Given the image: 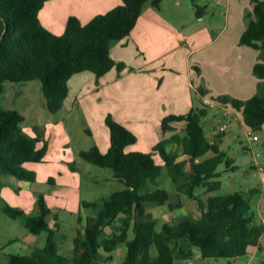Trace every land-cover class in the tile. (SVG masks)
Segmentation results:
<instances>
[{
	"label": "trees",
	"instance_id": "trees-1",
	"mask_svg": "<svg viewBox=\"0 0 264 264\" xmlns=\"http://www.w3.org/2000/svg\"><path fill=\"white\" fill-rule=\"evenodd\" d=\"M47 1L0 0V95L6 81L40 79L46 106L53 113L63 108L69 80L76 73L92 71L100 78L114 67L124 68L126 63L112 56L113 44L130 35L147 2L161 5V0H122L86 23L76 15L69 16L64 32L58 34L40 19ZM193 1L197 14H204L205 7ZM251 2L254 8L247 14L248 25L240 42L264 49V0ZM254 71L262 80L255 95L246 100L219 95L217 101L232 104L247 126L260 130L264 126V61H258ZM200 91L202 95L207 92L202 86ZM211 108L210 103L201 101L185 113L166 115L160 125V140L151 151H127L137 141V134L113 114L107 115L109 149L102 152L94 145L80 154L89 162L110 167L124 186L105 198L100 208L84 202L93 204L97 213L88 217L75 237V264H98L102 250L112 252L121 243L127 246L124 264H194L189 260L196 248L200 260H206L242 256L260 245L264 224L251 212V195L241 191L213 194L222 186L219 165L226 159L227 165L234 167V160L221 146L226 129L210 138L203 124ZM24 120L19 110L4 108L0 103V174L33 181L34 173L23 164L45 161L48 141L41 134H29L23 127ZM169 145L180 146L181 151L170 150ZM157 155L162 162L157 161ZM165 171L177 193L194 200L200 214L176 223H159L147 202L169 209L181 206L171 201L170 191L159 186L158 178ZM199 186L205 188L203 193L196 192ZM36 204V214L5 207L9 215L22 219L30 233L47 234L42 246L28 254L10 255L7 264H68L70 258L59 252L55 239L58 222L52 227L48 221L52 209L44 194H39ZM110 226L116 230L106 234Z\"/></svg>",
	"mask_w": 264,
	"mask_h": 264
},
{
	"label": "rangeland",
	"instance_id": "rangeland-1",
	"mask_svg": "<svg viewBox=\"0 0 264 264\" xmlns=\"http://www.w3.org/2000/svg\"><path fill=\"white\" fill-rule=\"evenodd\" d=\"M186 1L190 3L192 14L196 19L198 14L194 1ZM196 2L205 7L204 14L210 21L217 18L220 22L224 20V8L219 0H196ZM182 8L184 15L189 14L187 4ZM215 9L219 10L218 16H214ZM251 49L261 56V60L264 59V49ZM180 66L186 68L183 64ZM179 70L182 72V69H176L175 72ZM194 73L205 79L198 67L194 69ZM252 74L260 80L258 82L260 85L262 83L260 77L254 70ZM188 79L190 83L194 81V78L192 81L189 76ZM253 81L252 77L245 79V83L250 86ZM71 85L70 95L66 98L63 108L53 113L46 106L40 79L5 82L4 92L0 95L2 107L15 108L23 113L25 116L24 129L33 136L41 134L49 143V151L45 161L23 164L26 170L34 173L33 181L21 180L10 174H0V264H7L12 254H28L36 246H42L45 243L47 238L45 232L30 233L20 217H13L5 211L8 205L36 214L38 213L36 203L39 194H44L52 209L48 217L50 225L55 227V223L58 222L55 239L59 252L70 258L68 264H75L72 261L75 237L78 231L84 228L88 217L97 213V208L93 204L85 205L84 202H93L100 208L105 198L124 186L123 182L113 175L110 167H102L89 162L80 154L82 149H90L96 144L102 152L108 150L110 134L106 117L109 113L119 118L118 120L126 126H130L137 134V141L130 144L127 151H151L160 140L162 121H159L156 114L147 113L145 105L142 104L144 97L134 91L135 87H131V95L122 96V99L112 93L104 97L103 90L101 93L99 91V78L92 71L81 72ZM259 85L256 93L259 91ZM205 89L209 92L208 94H212L210 89ZM169 90H173L172 86L166 87L165 85L162 93H169ZM189 91L192 96V105L201 104L202 94L198 86L193 83ZM232 92L236 93H232L233 95L228 93L227 96L241 100H246L256 94L242 87ZM126 98L129 100V105ZM211 105L210 114L203 120V124L211 138L222 130L223 125H227L221 146L227 152L228 157L234 160V167L228 166L226 159L219 165L218 169L222 172L219 177L222 186L213 194L241 191L246 196L251 195V212L255 215L257 222L264 224V127L254 130L243 124L241 113L232 104L223 106L218 102H213ZM250 132L259 135V139L250 138ZM168 148L181 151V147L177 145H169ZM156 157L158 162H162L159 155ZM158 183L160 187L172 193L173 203L180 202L181 204L178 208L169 209L167 205L158 206L147 202L148 209L158 217L160 224L165 221L176 223L185 217L200 214L194 200L177 193L175 184L166 171L158 178ZM254 188L258 191L253 192ZM204 190V187L199 186L196 192L203 193ZM114 230L116 227L110 226L106 234ZM101 252L98 264H124L127 246L121 243L112 252L104 250ZM194 254L193 259L189 260L194 264H264V233L260 239V245L252 247L247 254L242 256L210 257L200 260L199 248L195 249ZM179 263L183 261L177 262Z\"/></svg>",
	"mask_w": 264,
	"mask_h": 264
},
{
	"label": "crops",
	"instance_id": "crops-1",
	"mask_svg": "<svg viewBox=\"0 0 264 264\" xmlns=\"http://www.w3.org/2000/svg\"><path fill=\"white\" fill-rule=\"evenodd\" d=\"M219 1L224 8L222 22L218 18L210 21L206 14L194 19L190 3L186 0H161L160 7L147 2L130 35L113 44L112 56L126 65L121 70L114 67L99 78L100 93L103 90L104 97L112 93L122 99V96L131 95L130 89L135 87L134 91L144 97L142 104L147 113L156 114L159 121L168 113H185L192 108L189 87L193 83L199 90L203 86L212 91V94L207 92L201 96L202 101L210 104L218 102L227 106L215 98L219 95H233L236 92L232 91H238L241 87L254 93L260 80L252 72L255 64L264 59L261 60V56L251 49L254 47L240 42L248 25L247 14L253 11L254 5L251 0ZM121 2L122 0H48L39 15L46 27L61 34L69 16L76 15L86 23L95 15L105 13ZM185 4L189 13L186 15L182 11ZM218 15L219 10L215 9L214 16ZM182 64L186 68L180 66ZM197 67L203 72L205 79L194 73ZM176 69H182V72H175ZM80 74L81 72L76 73L69 80V92L73 80ZM188 76L192 81L194 78L192 83ZM251 77L254 81L250 86L245 83V79ZM165 85L172 86L173 90L163 94ZM127 103L130 104L128 99ZM241 119L245 124L242 113ZM209 137L211 138L210 135ZM48 151L49 143L47 154Z\"/></svg>",
	"mask_w": 264,
	"mask_h": 264
},
{
	"label": "built area",
	"instance_id": "built-area-1",
	"mask_svg": "<svg viewBox=\"0 0 264 264\" xmlns=\"http://www.w3.org/2000/svg\"><path fill=\"white\" fill-rule=\"evenodd\" d=\"M226 128H227V125L226 124L223 125L222 129H226ZM249 135H250V138H252L253 140L259 139V135L257 134H252V132H250Z\"/></svg>",
	"mask_w": 264,
	"mask_h": 264
}]
</instances>
